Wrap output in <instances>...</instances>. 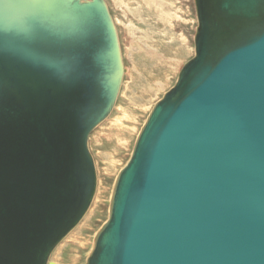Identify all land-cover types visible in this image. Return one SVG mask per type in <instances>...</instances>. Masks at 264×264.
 Returning a JSON list of instances; mask_svg holds the SVG:
<instances>
[{
  "label": "water",
  "instance_id": "obj_1",
  "mask_svg": "<svg viewBox=\"0 0 264 264\" xmlns=\"http://www.w3.org/2000/svg\"><path fill=\"white\" fill-rule=\"evenodd\" d=\"M194 4V56L141 128L85 264H264V0ZM123 75L105 0L0 18V264H54L91 204L88 138Z\"/></svg>",
  "mask_w": 264,
  "mask_h": 264
},
{
  "label": "rangeland",
  "instance_id": "obj_2",
  "mask_svg": "<svg viewBox=\"0 0 264 264\" xmlns=\"http://www.w3.org/2000/svg\"><path fill=\"white\" fill-rule=\"evenodd\" d=\"M152 1L105 0L116 26L124 75L111 112L89 135L96 171L91 204L52 251L49 261L54 264H85L97 232L109 217L115 180L141 128L194 56V0Z\"/></svg>",
  "mask_w": 264,
  "mask_h": 264
},
{
  "label": "clouds",
  "instance_id": "obj_3",
  "mask_svg": "<svg viewBox=\"0 0 264 264\" xmlns=\"http://www.w3.org/2000/svg\"><path fill=\"white\" fill-rule=\"evenodd\" d=\"M30 4V0H9V2L0 7V18L15 17L25 12Z\"/></svg>",
  "mask_w": 264,
  "mask_h": 264
},
{
  "label": "bare ground",
  "instance_id": "obj_4",
  "mask_svg": "<svg viewBox=\"0 0 264 264\" xmlns=\"http://www.w3.org/2000/svg\"><path fill=\"white\" fill-rule=\"evenodd\" d=\"M152 0H149V2H151ZM155 1V0H154ZM153 2V1H152ZM151 4V3H150ZM152 5H153V3H152ZM150 7V6H149ZM117 31V30H116ZM119 40V39H118ZM120 44V43H119ZM121 49V48H120ZM122 55V54H121ZM167 60V59H166ZM122 62H123V59H122ZM124 65V64H123ZM117 122V121H116ZM99 127V126H98ZM88 140H89V138H88ZM56 249V248H55ZM54 250V249H53ZM50 262V261H49ZM49 264V263H48Z\"/></svg>",
  "mask_w": 264,
  "mask_h": 264
}]
</instances>
